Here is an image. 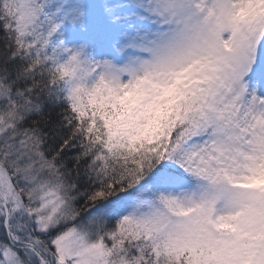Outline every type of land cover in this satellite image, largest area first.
I'll return each mask as SVG.
<instances>
[{
  "label": "rangeland",
  "instance_id": "rangeland-1",
  "mask_svg": "<svg viewBox=\"0 0 264 264\" xmlns=\"http://www.w3.org/2000/svg\"><path fill=\"white\" fill-rule=\"evenodd\" d=\"M9 2L56 88L101 124L99 151L136 157L149 143L153 166L182 164L50 234L72 211L65 175L0 111V264H264V0Z\"/></svg>",
  "mask_w": 264,
  "mask_h": 264
},
{
  "label": "trees",
  "instance_id": "trees-1",
  "mask_svg": "<svg viewBox=\"0 0 264 264\" xmlns=\"http://www.w3.org/2000/svg\"><path fill=\"white\" fill-rule=\"evenodd\" d=\"M9 1L0 0V111L11 116L15 138L32 135L39 143L42 159L65 175V191L72 206L63 223L48 232H62L73 226L87 204L92 207L103 197L116 194L139 181L148 179L155 184L161 177L159 173L179 174L182 163L176 161H165L164 169L153 166L158 161L157 151L151 149L149 143L144 147L145 153L141 152L136 157L115 156L98 150L101 124L78 115L65 96L63 86L60 89L53 84L57 81V71L53 69L50 57L17 33V20L10 10ZM119 109L103 107L102 112L107 118L112 113L114 116L118 114ZM112 223L108 221L107 226L111 228L107 236L118 242L119 225ZM32 242L41 244L42 250L45 247L48 253L54 252L41 233L34 235ZM156 256V261L150 264H184L182 260H173L176 259L173 256ZM137 264H144L143 260Z\"/></svg>",
  "mask_w": 264,
  "mask_h": 264
}]
</instances>
